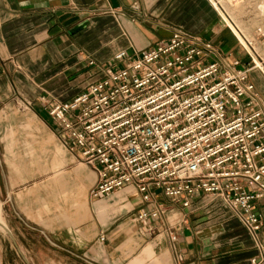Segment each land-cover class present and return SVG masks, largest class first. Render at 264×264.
I'll use <instances>...</instances> for the list:
<instances>
[{
  "label": "crops",
  "instance_id": "crops-1",
  "mask_svg": "<svg viewBox=\"0 0 264 264\" xmlns=\"http://www.w3.org/2000/svg\"><path fill=\"white\" fill-rule=\"evenodd\" d=\"M174 29L212 43L226 64L248 67L208 0H0V147L5 154L27 151V168L39 176L20 181L27 189H5L3 199L12 232L19 241L27 235L22 249L29 263L250 264L256 256L254 238L213 198L183 208L158 193L162 216L142 226L133 218L149 205L135 188L92 200L94 171L62 146L47 115L49 104L73 98L99 70L109 71L117 53L142 52ZM249 77L264 109V77L256 70ZM71 80L81 89L69 97ZM15 94L42 129L19 131L7 123L18 113L9 108ZM257 211L264 245V204Z\"/></svg>",
  "mask_w": 264,
  "mask_h": 264
},
{
  "label": "built area",
  "instance_id": "built-area-1",
  "mask_svg": "<svg viewBox=\"0 0 264 264\" xmlns=\"http://www.w3.org/2000/svg\"><path fill=\"white\" fill-rule=\"evenodd\" d=\"M233 36L249 59L244 69L174 29L142 52L117 53L98 80L46 110L62 146L94 171L92 200L135 188L149 205L133 218L142 226L162 216L158 193L183 208L213 198L254 238L250 264H264V109L249 77H264V58L243 34L246 45Z\"/></svg>",
  "mask_w": 264,
  "mask_h": 264
},
{
  "label": "rangeland",
  "instance_id": "rangeland-1",
  "mask_svg": "<svg viewBox=\"0 0 264 264\" xmlns=\"http://www.w3.org/2000/svg\"><path fill=\"white\" fill-rule=\"evenodd\" d=\"M217 1L220 2L223 10L216 8V11L213 6L212 8L218 15L221 16L223 21L220 17L219 21L224 28V31L230 33V35L233 33L238 38L237 31L234 28L235 26L240 33L243 34L257 50H259V53L264 58L263 39L258 37L256 32L257 29H261L264 32V12H262V9H264V0ZM213 3L214 1H211V4ZM94 76L97 77H95V80H97L102 76V74H100V77L99 75ZM71 82L72 84H70ZM68 83L70 85L67 86L65 94L69 97L72 93L76 94L81 89L77 83L75 84L74 80L68 81ZM14 101L15 102H13V104H15L9 108H11L12 111H15V109L18 108V113L11 116L10 120L7 122L9 125L11 124L13 128L19 131H36L43 128L39 121L36 122L35 119H31V117L26 114L27 111L24 108V104H22L20 95L15 94ZM40 111V113L47 118L46 111L43 106ZM26 140L32 139L18 138V141L23 142ZM18 150L21 149L18 148ZM11 152L12 148L11 151L7 150V154H5L0 147V264H31L28 262L30 260L27 258L28 255L26 253V249H22V247H25L23 244L26 243L27 235H20L19 238L22 241L21 242L17 239V235L12 232L9 223L11 221L8 210L9 204L5 203L3 199L5 197V189L10 191L12 186H14L13 192L27 189L29 185H20V181H25L28 180V178L39 176L35 175V171L27 168L28 162H26V158L30 157L31 154H28L27 151L24 153L22 150L20 155L17 153L12 154Z\"/></svg>",
  "mask_w": 264,
  "mask_h": 264
},
{
  "label": "bare ground",
  "instance_id": "bare-ground-1",
  "mask_svg": "<svg viewBox=\"0 0 264 264\" xmlns=\"http://www.w3.org/2000/svg\"><path fill=\"white\" fill-rule=\"evenodd\" d=\"M262 12H264V9H262ZM233 26H234V25H233ZM234 28H235L236 31H237V36H238V39L240 40V42L246 45V43H245L243 37L241 36L240 31H239L235 26H234ZM1 227H2V226H1Z\"/></svg>",
  "mask_w": 264,
  "mask_h": 264
}]
</instances>
